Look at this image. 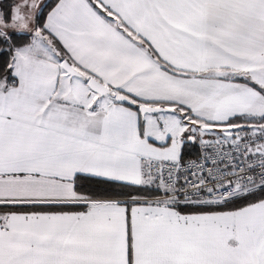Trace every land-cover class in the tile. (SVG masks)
I'll return each mask as SVG.
<instances>
[{
	"label": "snow or ice",
	"instance_id": "6c2138e0",
	"mask_svg": "<svg viewBox=\"0 0 264 264\" xmlns=\"http://www.w3.org/2000/svg\"><path fill=\"white\" fill-rule=\"evenodd\" d=\"M0 264H264V0H0Z\"/></svg>",
	"mask_w": 264,
	"mask_h": 264
}]
</instances>
